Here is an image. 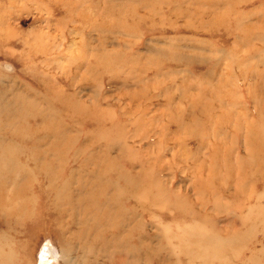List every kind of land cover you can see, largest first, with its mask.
<instances>
[{
  "label": "rangeland",
  "instance_id": "1",
  "mask_svg": "<svg viewBox=\"0 0 264 264\" xmlns=\"http://www.w3.org/2000/svg\"><path fill=\"white\" fill-rule=\"evenodd\" d=\"M10 97L57 110L74 135L60 188L73 170L68 190L89 180L86 155L114 144L109 161L136 177L137 195L121 193L128 242L161 251L98 245L92 262L72 239V203L61 198L56 223L37 174L22 215L0 209V264H264V0H0V105ZM29 123L0 138L31 171L20 149L58 143Z\"/></svg>",
  "mask_w": 264,
  "mask_h": 264
},
{
  "label": "bare ground",
  "instance_id": "2",
  "mask_svg": "<svg viewBox=\"0 0 264 264\" xmlns=\"http://www.w3.org/2000/svg\"><path fill=\"white\" fill-rule=\"evenodd\" d=\"M10 98L3 99L9 103L7 106L0 105L1 132L10 131L13 132V136L19 139L24 138L34 132V130L31 133L26 132L27 128L34 129L29 126V121L32 120L38 123V126L43 129L51 130L49 133L53 132V142L58 143V145H49L44 148L41 141L46 140V138L39 137L37 140L40 142L39 144H31L27 150L22 147L20 149L22 151L21 153L34 162V168L30 171L20 160L21 154L18 156L17 146L11 141L8 142L0 138V209H4L8 205H14L15 215L13 216L18 217L22 215L27 210L23 207L27 205L31 206L34 197L32 185L28 180L37 177L38 174L44 181L39 186V189H42L44 194L49 196L48 201L46 200L45 203L54 208V219L56 223L64 217L65 213V210L59 209L62 203L61 198L65 197V202L68 199V202L72 203L75 209L73 211L75 221L73 222L77 227L74 234L75 237L72 239L78 242L81 251L92 255V262L100 260V255L95 252V248L98 245L111 252L115 251L120 256H124L127 252H133L139 258L140 253L138 252L141 249H144L141 253L146 257L152 255L151 252L159 253L160 255L159 251L161 249H155L156 247H153L151 243L146 242V237L139 238L138 244L128 242L130 234L125 232L126 225L128 224V215L127 209L125 208V201L122 197L124 193L122 195L121 193L125 189H129L134 194L137 192L135 191V183L133 181L136 177L131 180V177L134 176L133 174L128 176L127 173L121 171L115 157L114 159H116L117 163L110 162L111 152L109 149L114 144L110 143L103 152L101 151L99 153L98 151H94L86 155L87 159L82 164V167L90 169L86 171L80 169V175L87 173L90 178L89 180L74 182L76 184H74V188L68 190L66 187L69 186L70 179L79 173V169L78 171L73 170L67 176H63L61 180L62 188H60L58 181L64 173L63 166L65 164V156H67L65 152L66 149L71 150L76 144L73 143L74 135L62 129L59 121L55 117L52 120L51 115L53 113L56 114L58 112L57 110L51 107L48 109L45 107L42 108L36 104L24 107L26 103L15 105L20 108L13 109V104H15L13 103L14 97ZM22 100L20 98L19 101L22 102ZM1 132L0 136L2 135ZM62 145L63 147H61ZM85 145L82 144L78 147L77 154L83 152ZM253 145V153L256 154L258 148L261 153L262 140L260 137L254 139ZM28 150L29 154L27 155ZM60 153L61 155L59 157ZM92 161H94L93 165L91 164ZM262 162L264 163V159H262ZM92 166H96L95 169ZM259 169L260 171L262 170L261 167ZM107 170L114 173L115 177L110 176V179H105V172ZM96 173L98 174L96 175ZM66 177L67 179L65 180ZM45 183L48 184V189H46ZM63 188L65 192L62 190ZM27 212H29V209ZM179 217H184V214L180 213ZM61 235L63 238L65 237L64 233H61ZM125 239L124 244L116 243L117 240L123 241ZM210 253L215 255L222 254V246L216 244Z\"/></svg>",
  "mask_w": 264,
  "mask_h": 264
}]
</instances>
